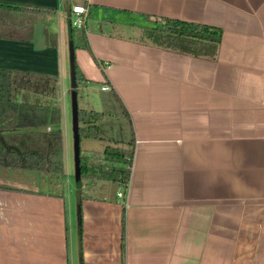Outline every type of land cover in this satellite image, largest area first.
Wrapping results in <instances>:
<instances>
[{
    "label": "crops",
    "instance_id": "1",
    "mask_svg": "<svg viewBox=\"0 0 264 264\" xmlns=\"http://www.w3.org/2000/svg\"><path fill=\"white\" fill-rule=\"evenodd\" d=\"M70 2L0 0L24 7L12 12L23 21L0 13V69L57 79ZM154 18L221 29L216 58L145 40ZM81 32L90 49L76 48L78 90L104 114L102 152L105 141L133 142L128 184L82 181L80 244L66 155L59 189L31 186L43 174L1 171L0 264H81V246L83 264H264V0H91Z\"/></svg>",
    "mask_w": 264,
    "mask_h": 264
},
{
    "label": "trees",
    "instance_id": "2",
    "mask_svg": "<svg viewBox=\"0 0 264 264\" xmlns=\"http://www.w3.org/2000/svg\"><path fill=\"white\" fill-rule=\"evenodd\" d=\"M10 9L21 10V6L0 4ZM82 29H75L69 21L70 40L75 49L84 46L90 49ZM15 37V36H14ZM144 39L173 51L199 57L216 58L222 39L219 28L172 18H154L144 28ZM56 42L54 43V46ZM77 67V90L82 76ZM16 73L0 69V172L26 170L47 175L52 186L64 187L66 179L65 141L62 110L59 106L17 101L13 97ZM104 114L94 109L79 107L81 143L83 138L103 140L99 122ZM51 129L48 130V128ZM102 153L97 154L98 164L81 148V181L78 184L79 236L82 241V181L89 178L113 179L128 184L129 166L133 158V142L124 146L105 141ZM0 188H10L0 184ZM125 250V244L123 243ZM81 264H83L81 246Z\"/></svg>",
    "mask_w": 264,
    "mask_h": 264
},
{
    "label": "rangeland",
    "instance_id": "3",
    "mask_svg": "<svg viewBox=\"0 0 264 264\" xmlns=\"http://www.w3.org/2000/svg\"><path fill=\"white\" fill-rule=\"evenodd\" d=\"M16 9H10L4 6H0V13H8L10 15H5L1 19L5 20H12V18H17L15 12ZM17 10V11H22ZM18 13V12H17ZM14 16V17H13ZM24 20V17H18L16 21ZM0 25V33L6 32V30H2ZM20 34V33H18ZM66 66L65 69L60 68V74L57 79L51 80L49 83H44L43 79H38V77L32 76L28 78L18 77L16 78V84L14 89V96L15 99L21 100V101H27L29 103H35V104H45V105H60L62 109V124L61 127L63 129L64 134V140L67 143V152L65 153L67 157V168L68 173L72 180V185L75 187L77 186L76 182V175H75V156H74V143H73V111H72V105H73V95L75 93V89L72 87V79H71V69H70V46L68 45L66 48ZM31 79V80H30ZM24 81H27V83H24ZM31 81V83H30ZM29 82V84H28ZM26 84V86H25ZM78 90V88H77ZM85 95L82 90H78V101H79V107L84 109L86 108L85 105ZM101 141L99 139H89V138H83L81 143V148L83 153H89V156L93 157V160L95 163L98 164V155L92 154L93 152L99 153L102 152L100 146ZM120 146V145H119ZM92 147L94 150H89L88 148ZM45 177H41L42 179L38 178L37 184H31L34 183L33 180H27L31 184V186H41L43 188L48 189L47 182L50 180L47 175H44ZM39 177V176H38ZM41 180V181H40ZM13 182L16 180H12ZM85 183V180H83ZM10 182V183H13ZM19 183H23L22 180L18 181ZM41 183V184H39ZM112 186V185H111ZM59 189V187H56V189ZM55 189V188H54ZM53 190V189H52ZM123 191V189H122Z\"/></svg>",
    "mask_w": 264,
    "mask_h": 264
},
{
    "label": "water",
    "instance_id": "4",
    "mask_svg": "<svg viewBox=\"0 0 264 264\" xmlns=\"http://www.w3.org/2000/svg\"><path fill=\"white\" fill-rule=\"evenodd\" d=\"M69 14H71V3L68 5ZM36 38L35 44L36 48L40 49L44 46L45 38L42 34V24L38 22L36 24ZM70 69H71V79L72 87L76 88L77 79V67H76V49L73 42L70 40ZM73 143H74V156H75V175L76 182L79 183L82 179L81 177V135H80V122H79V101H78V90H75L73 95Z\"/></svg>",
    "mask_w": 264,
    "mask_h": 264
},
{
    "label": "built area",
    "instance_id": "5",
    "mask_svg": "<svg viewBox=\"0 0 264 264\" xmlns=\"http://www.w3.org/2000/svg\"><path fill=\"white\" fill-rule=\"evenodd\" d=\"M71 3V18L70 24L75 29L84 30L87 26L89 16V4L91 0H77L76 3ZM104 90L110 89L109 86H104ZM128 185L124 191L119 192V197L126 200L128 194Z\"/></svg>",
    "mask_w": 264,
    "mask_h": 264
}]
</instances>
